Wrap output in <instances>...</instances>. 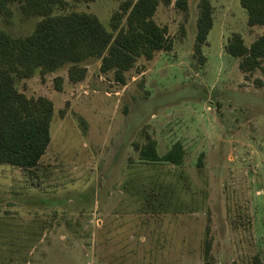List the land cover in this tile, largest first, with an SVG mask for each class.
Segmentation results:
<instances>
[{
	"label": "rangeland",
	"instance_id": "374dc122",
	"mask_svg": "<svg viewBox=\"0 0 264 264\" xmlns=\"http://www.w3.org/2000/svg\"><path fill=\"white\" fill-rule=\"evenodd\" d=\"M65 1L55 16L91 14L111 30L113 14L136 0ZM209 1L203 64L194 55L201 0L187 13L172 0L154 20L173 50L140 58L126 85L99 61L77 84L68 65L18 81L55 113L37 169L0 165V264H264V71L243 73L225 51L234 34L250 46L264 27L248 26L240 0ZM10 8L0 27L30 35L41 19ZM147 137L161 156L181 143L184 163L140 161L135 144Z\"/></svg>",
	"mask_w": 264,
	"mask_h": 264
},
{
	"label": "trees",
	"instance_id": "16d2710c",
	"mask_svg": "<svg viewBox=\"0 0 264 264\" xmlns=\"http://www.w3.org/2000/svg\"><path fill=\"white\" fill-rule=\"evenodd\" d=\"M169 6L172 0L127 1L113 14L110 27L94 15L70 13L55 16L56 7L65 8V0H0V14L11 17V5L18 4L25 19L40 18L34 31L24 37H14L0 27V165L23 171L40 166L51 143L54 104L47 98H28L19 91L18 81L54 73L69 66L68 78L73 84L87 76L86 65L99 61L101 73L113 72L118 84L126 85V73L135 68L140 58L152 60L157 52L173 50L174 42L167 29L160 27L154 17L160 3ZM248 13V26L264 27V0H240ZM175 7L187 13L189 0H176ZM197 21L194 55L205 63L203 46L214 27L213 6L201 0ZM225 51L240 60L239 68L252 73L262 68L264 36L250 46L240 34H234ZM56 89L63 90L64 80L55 79ZM259 83V81H257ZM139 159L146 163H168L181 166L185 148L176 143L161 156L157 143L150 137L144 145L135 144ZM211 246H205V259L211 257ZM253 264H263L255 258Z\"/></svg>",
	"mask_w": 264,
	"mask_h": 264
}]
</instances>
